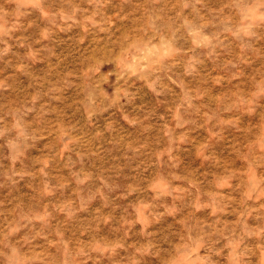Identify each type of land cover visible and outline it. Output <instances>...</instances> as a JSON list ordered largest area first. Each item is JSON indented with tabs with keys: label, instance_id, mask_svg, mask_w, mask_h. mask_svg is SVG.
<instances>
[{
	"label": "rangeland",
	"instance_id": "obj_1",
	"mask_svg": "<svg viewBox=\"0 0 264 264\" xmlns=\"http://www.w3.org/2000/svg\"><path fill=\"white\" fill-rule=\"evenodd\" d=\"M0 264H264V0H0Z\"/></svg>",
	"mask_w": 264,
	"mask_h": 264
}]
</instances>
